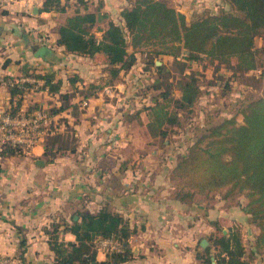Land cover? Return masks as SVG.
Segmentation results:
<instances>
[{
	"label": "crops",
	"instance_id": "obj_1",
	"mask_svg": "<svg viewBox=\"0 0 264 264\" xmlns=\"http://www.w3.org/2000/svg\"><path fill=\"white\" fill-rule=\"evenodd\" d=\"M98 1L91 0V10ZM203 1L214 10L220 0L169 2L190 19ZM102 2L101 10L110 14L99 22L102 27L110 18L119 20L121 9L129 3ZM42 3L16 0L0 11V76L5 78L0 81V114L15 108L18 101L19 110L30 112L65 106L52 114L53 127L60 132L73 128L76 147L48 161L45 137L22 153L0 158V253L10 255L12 264H58L46 228L53 222L71 221L73 215L78 218V211L95 213L105 205L137 228L129 239L131 258L115 264H197L198 244L203 237L209 239L214 220L223 231L244 228L243 241L247 235L254 243L258 227L243 210V195L225 198L215 192L191 200L175 197L173 151L154 145L145 110L141 121L131 116L151 103L150 94L139 90L141 82L153 75L144 67L142 52L137 51L136 63L116 83L114 96L103 94L101 88L84 104V86L104 83L109 71L99 57L66 52L57 44L58 27L75 6L66 12L41 11ZM97 34L101 36L102 30ZM41 48L50 50L47 56L39 54ZM27 67L34 73L24 74ZM35 72H54L55 80H62L60 90L27 89L17 96L5 83L9 77L35 76ZM72 76L79 78L75 84ZM72 92L68 99L62 97ZM61 236L76 240L69 231ZM107 252L100 248L98 260L105 259ZM254 262L264 264V255L257 254Z\"/></svg>",
	"mask_w": 264,
	"mask_h": 264
},
{
	"label": "trees",
	"instance_id": "obj_2",
	"mask_svg": "<svg viewBox=\"0 0 264 264\" xmlns=\"http://www.w3.org/2000/svg\"><path fill=\"white\" fill-rule=\"evenodd\" d=\"M224 1L231 9L199 11L188 19L168 0H128L120 11V19L110 18L106 27L99 24L110 16L101 10L102 0L95 10L90 9L91 0H43L41 11L66 12L75 6V12L58 27L56 42L63 45L66 52L102 59L109 71L106 84L118 83L122 74L136 63L137 51L142 52L144 67L157 75L152 86L159 92L151 94V103L131 116L141 121V112L145 110L149 133L165 145L182 124L180 112L171 107L172 103L191 108L203 93L201 70L193 68L191 60L199 61L206 55L216 70L222 65L231 69L241 84H246L253 70L264 64V0ZM99 30H102L101 36L97 34ZM258 36L262 37L259 46L256 44ZM163 54L173 57L171 69L180 75V97L174 96L172 82L166 81L163 85L166 65L156 63V57ZM23 73L34 71L27 67ZM35 76L45 79L42 89L60 90L62 80H55L54 72H35ZM9 78L18 80L10 86L17 96L26 91L19 83L30 86L27 81L19 82L21 77ZM78 79L71 77L73 84ZM101 88L102 85L91 82L81 91L86 98ZM73 94L64 93L62 97L68 99ZM20 104L18 101L10 111L18 113ZM63 108L65 106L47 110L54 114ZM75 147L74 130L68 127L64 132L46 136L44 155L48 161H53ZM22 152L20 146H8L4 155ZM171 177L178 178L174 195L181 200L215 192H221L225 198L243 195V210L258 227L255 242L247 245L239 228H230L224 233L220 222L214 220L210 244L197 251V264H255L256 255H264V94L250 98L238 112L208 126L182 152ZM77 213L78 218L73 215L71 221L53 222L46 228L56 263L115 264L131 258L129 239L137 228L121 212L105 205L95 213ZM68 231L75 234V241L61 236ZM101 237H114L122 249L108 251L105 259L98 260L100 248L96 241Z\"/></svg>",
	"mask_w": 264,
	"mask_h": 264
},
{
	"label": "rangeland",
	"instance_id": "obj_3",
	"mask_svg": "<svg viewBox=\"0 0 264 264\" xmlns=\"http://www.w3.org/2000/svg\"><path fill=\"white\" fill-rule=\"evenodd\" d=\"M168 1L171 2V0ZM200 7L201 12H208L211 10V7H209V4L207 5L205 1L202 2ZM221 8L231 9V6L224 0H220L214 11H220ZM256 44L258 46L262 44L261 36L256 38ZM156 59H160L162 63L166 65L167 71L162 73V80H164L163 85H166V81L172 82L174 96L180 97L182 94L178 83L180 75L174 73V70L171 69L173 57L169 54H163L156 57ZM99 60L102 61V59ZM191 64L193 68L201 70L203 93L191 108L177 107L175 103H172L171 107L180 112L182 124L178 127V132L167 139V147L160 146V138L154 139V145H157L160 150L164 151L165 148V151H173L174 161H178L182 152H185L188 145L192 144L208 126L235 114L250 98L264 94V64L261 65L259 69L253 70V77L250 76L246 84L239 83V80L235 78L231 69H228L224 65L216 70L215 66L210 63L206 55H203V58L199 61L191 60ZM156 76L155 73L151 78L148 77V80H143L141 82L139 86L140 93L151 95L159 92V89H155L152 86L153 79ZM209 80H212V82L209 83ZM106 83L108 82L103 83L101 81L97 84L104 86ZM143 102L144 101L138 103L143 105ZM172 182L177 185L178 178L174 177ZM230 228L231 227H229V229ZM243 229L244 228H242V230L239 229L241 234L244 233ZM244 239V242L250 245L251 242L247 235H244ZM201 248L202 246H198V251L201 250Z\"/></svg>",
	"mask_w": 264,
	"mask_h": 264
},
{
	"label": "built area",
	"instance_id": "obj_4",
	"mask_svg": "<svg viewBox=\"0 0 264 264\" xmlns=\"http://www.w3.org/2000/svg\"><path fill=\"white\" fill-rule=\"evenodd\" d=\"M15 1L0 0V10ZM4 79L0 76V81H4ZM17 81L9 79L5 83L10 87L15 85ZM23 81L30 83L29 87L19 83L25 90H41L45 79L37 76H26L21 77L19 80V82ZM118 87L119 85L116 84H104L101 90L107 96H114ZM83 102L87 104L88 99L85 98ZM53 122V115L46 108H38L31 112L19 110L16 114H13L9 109L3 110L0 114V158L4 156V151L8 146H20L22 149L27 150L44 140L48 134L56 132ZM96 242L99 248L106 251H119L122 249L121 243L114 237H101ZM12 263L13 258L10 255L0 253V264Z\"/></svg>",
	"mask_w": 264,
	"mask_h": 264
},
{
	"label": "water",
	"instance_id": "obj_5",
	"mask_svg": "<svg viewBox=\"0 0 264 264\" xmlns=\"http://www.w3.org/2000/svg\"><path fill=\"white\" fill-rule=\"evenodd\" d=\"M50 52V50L48 48H41L39 50V54H42L43 56H47V53ZM156 63L157 64H162V61L160 59H156ZM42 162L41 163H44L43 160H41ZM77 218V215L75 216ZM224 233H227V229H224ZM200 244L203 248H205L207 245H209V239L206 238V237H203L201 240H200ZM96 261L93 262V264H95Z\"/></svg>",
	"mask_w": 264,
	"mask_h": 264
}]
</instances>
